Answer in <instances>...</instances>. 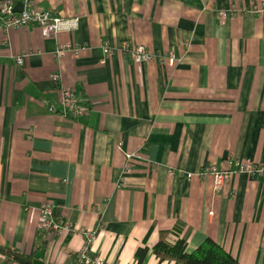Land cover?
<instances>
[{"label": "crops", "instance_id": "0c3cea01", "mask_svg": "<svg viewBox=\"0 0 264 264\" xmlns=\"http://www.w3.org/2000/svg\"><path fill=\"white\" fill-rule=\"evenodd\" d=\"M263 2L39 0L78 17L77 29H0V245L80 264L84 231L101 225L92 253L111 264H179L154 253L162 231L189 252L211 238L240 264H264V177L240 172L216 189L212 176H187L226 169L229 155L264 164V12L250 11ZM232 6L243 11L219 21ZM104 42L178 60L139 64L116 51L103 62ZM64 43L82 49L56 55ZM63 87L87 97L86 115L63 114ZM45 201L72 235H40Z\"/></svg>", "mask_w": 264, "mask_h": 264}, {"label": "built area", "instance_id": "2783aa9c", "mask_svg": "<svg viewBox=\"0 0 264 264\" xmlns=\"http://www.w3.org/2000/svg\"><path fill=\"white\" fill-rule=\"evenodd\" d=\"M22 9L17 11L11 1H7L0 6V29L9 31L28 26H38L44 37L57 35L62 31H72L77 29L79 25L78 17H62L55 15L52 10L39 5V0H20ZM243 9L237 6L230 8L218 9L216 16L219 21L224 22L232 15L242 12ZM252 12H264V2L260 6L250 8ZM82 47L73 43H64L56 51V55L63 56L67 51L72 50L76 54L81 51ZM104 58L106 61L108 55H113L116 51L128 55L136 63L159 61L169 65H175L177 57L174 51L167 53H156L149 50L145 45H134L129 42H124L119 46H113L109 42L103 43ZM29 53L24 52L17 57V63L22 65L24 58ZM52 79L60 82L61 74L54 72L51 75ZM61 103L63 105V114L77 118L86 115L90 111V103L85 95L77 92L72 88H62ZM122 144V143H121ZM134 154H128V161L133 158ZM127 161L126 169L130 168V163ZM228 168L220 169L216 165L205 166L200 173L188 172L187 176L192 177L196 174L201 177L212 176L216 189H221L229 182L234 174L245 172L250 177H264V164H259L251 159H240L232 155L227 157ZM173 171L172 169L170 170ZM181 172H184L181 170ZM38 230L40 235L48 242L52 239H66L76 231V226L69 220L62 219L56 214V206L51 201L43 202L39 209ZM101 225L94 229L84 231L85 243L77 253V261L80 264H111L106 258L101 255L92 253V244L98 236V230Z\"/></svg>", "mask_w": 264, "mask_h": 264}, {"label": "trees", "instance_id": "16d2710c", "mask_svg": "<svg viewBox=\"0 0 264 264\" xmlns=\"http://www.w3.org/2000/svg\"><path fill=\"white\" fill-rule=\"evenodd\" d=\"M170 233L162 231L153 250L160 260L172 259L179 264H240L227 250L211 238H207L194 251H187V240L183 237L175 241L169 239ZM3 259L0 264H34L40 258L35 253L28 254L13 246L0 245ZM143 256L140 257V263ZM43 264H54L43 262Z\"/></svg>", "mask_w": 264, "mask_h": 264}, {"label": "water", "instance_id": "95a60500", "mask_svg": "<svg viewBox=\"0 0 264 264\" xmlns=\"http://www.w3.org/2000/svg\"><path fill=\"white\" fill-rule=\"evenodd\" d=\"M34 264H43V261L36 259Z\"/></svg>", "mask_w": 264, "mask_h": 264}]
</instances>
